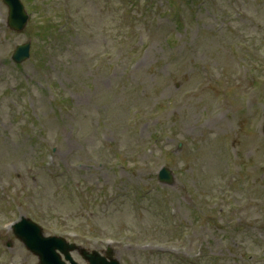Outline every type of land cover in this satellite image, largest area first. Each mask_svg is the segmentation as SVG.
<instances>
[{"label":"rangeland","instance_id":"obj_1","mask_svg":"<svg viewBox=\"0 0 264 264\" xmlns=\"http://www.w3.org/2000/svg\"><path fill=\"white\" fill-rule=\"evenodd\" d=\"M70 1L78 17L80 50L83 52L85 60L89 61L90 55L104 51L105 42H110L105 28L115 32L119 27L116 21L117 17L107 11L104 12L103 0ZM222 1L226 6L224 9L227 14L232 10V7H238L264 21V0H250L249 5H243L239 0ZM1 8L5 19L7 9L4 6ZM101 11L105 14H101ZM202 13L208 15L206 10H203ZM208 13L210 19L207 22L208 28L205 29V26L196 28L192 37L185 44L183 43L182 48L176 49L177 52H182V58L179 61L172 60L161 41L159 46L158 43H154V49L151 50L147 60L145 59L140 64L137 71L134 68L125 81L122 79L125 68L120 67L114 68L108 79L103 74L96 80H92L88 76L86 68L92 63L88 62L82 67L74 61L72 54L67 52L66 57L72 59L71 68L61 65L59 73H56L55 69L54 72H51V82L54 83L58 80L56 85L63 91L65 98L72 106V112L64 111V114L57 110L56 105L52 102V96L47 91L38 88L42 78L39 77L34 64L26 63L22 73L17 74L13 65L8 62L9 53L14 46L18 42H26L30 32L24 37H15L7 31L5 23L3 25L0 22V186L13 181L16 189L27 187L30 194L26 195V200L21 199L19 203L21 205L28 204L30 209H33L35 204L38 205L37 209L46 206L45 190L48 189V183L44 181L40 169L30 167L32 160L30 157L34 153L36 158L40 156L39 147L36 144H29L19 136L8 108V104L15 102L17 96L23 98V91L16 89V87H20L19 83L23 79L29 86L26 99L31 100L32 106L43 117L42 126L37 127L36 132L39 133V129L47 131L40 137V140L58 148L57 161L72 166L74 164L79 166V164L89 161L95 164V170L92 173L89 170L80 173L81 166L73 167L71 171L75 181L81 178L97 186L110 185L118 189L115 185L120 180L125 183H129L131 180L135 185L143 184L152 190L150 201L136 207L133 205L121 207L115 219L107 220L106 226L113 230L111 234H117L120 230L137 232L141 241L149 244L150 247L156 243L173 240L166 230L165 216L167 213L164 203L155 196V187L161 186L155 182V176L162 165L180 163L183 167L198 166L199 170L205 173L202 177L203 184L201 183L198 190L190 187L195 202H191L183 192L182 181L169 188L172 201L177 206L179 214H184L189 220L195 221L198 214L194 211V205L198 204L200 208L209 209L204 205V200L215 196L219 190L218 187H222L226 171L223 153V138L225 136L236 135L239 149L251 150L252 154L248 158H244L243 161L249 160L258 164L264 159V140L246 136L243 132V127L251 115L242 111L239 105L251 102L246 95L242 94L245 88L238 89L236 87L237 70L228 53V44L235 41V38L226 30L220 35H214L212 33L214 20L210 6ZM238 22L241 26L248 25L247 22ZM198 30L203 32L201 36L197 33ZM195 33L200 36L198 39L195 38ZM255 33L257 32L253 31L249 34ZM70 46L71 44H68V47ZM121 53L128 54L129 48L122 47L116 51L114 61ZM144 56L145 54L142 58ZM204 70L208 73V80L213 81L210 87L216 89L215 92H218L224 99L229 100L227 105L223 104L217 107L220 111L222 110L220 115L225 114L228 106L231 110L229 115L225 119H220L219 115L213 116L210 113L206 117L207 123H198V130L191 133H189V125H181V128L169 125L172 132L171 137L175 141L170 143L167 139L161 138L159 141L153 142L152 137L159 133V124L152 118L153 113L165 117L164 107L167 100L170 97L179 99L183 91L194 89L197 82L202 79L206 80V76L202 73ZM220 76H223L225 80ZM135 80H137V85L147 87L149 94L157 98L158 104L162 107L160 110H155L154 107H145L147 104L136 94ZM119 85H122L120 89H118ZM4 91L13 92L15 96L11 94L7 99L2 100ZM39 95H41L40 99ZM206 95L204 97L206 102L214 99L211 92ZM202 100H194L193 104L197 106ZM63 106H67V104L64 103ZM114 108L118 113L115 116H113ZM138 111L142 117L140 121L134 118L139 115ZM179 115L191 121L198 118L199 111L196 109V112L192 114L190 111L183 110ZM170 116L181 120V117L175 113ZM214 118L221 122L210 125V121ZM167 124L169 123L167 122ZM210 131L216 132V135L210 136ZM182 140L188 144L184 155L179 154L176 149L178 141ZM148 144L152 145V149ZM115 155L123 161H129L126 169L106 167L105 165V168L102 169L98 166L100 161L104 164L113 161L116 158ZM28 168L32 171L26 177L25 182H18L14 178L15 172L26 171ZM252 178L257 182L254 195L259 197L264 189V175L255 171ZM187 182L190 183V178H187ZM121 185L118 186L121 187ZM176 187L180 191H177ZM33 190H36V194L31 193ZM16 191L14 190L12 194L18 198L19 195ZM181 204L188 206L191 214L190 212L186 213L180 206ZM6 207L9 209L8 204ZM253 214L254 210L247 212L249 217ZM100 217L99 214L98 218ZM195 231L194 245L198 247L203 242L205 243V252H218L221 257L220 260L212 261L209 255H202L198 264H232L234 257L242 255V251H236L230 245V233L234 231L227 229L223 224L209 222L203 224L201 234H198V228ZM126 236L122 235L123 238ZM237 238L244 240L243 229L237 232ZM122 252L125 253V250ZM122 256L127 263L134 260L133 254ZM180 256L175 254L155 255V259H152L151 262L142 264H184L183 262L178 263ZM12 259L14 264H35L37 261L19 244L12 253ZM4 263V257H2L0 264Z\"/></svg>","mask_w":264,"mask_h":264}]
</instances>
